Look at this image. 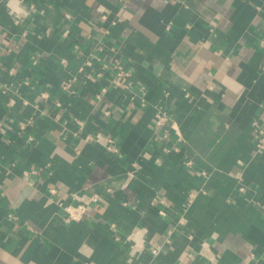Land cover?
I'll list each match as a JSON object with an SVG mask.
<instances>
[{"label":"crops","instance_id":"0c3cea01","mask_svg":"<svg viewBox=\"0 0 264 264\" xmlns=\"http://www.w3.org/2000/svg\"><path fill=\"white\" fill-rule=\"evenodd\" d=\"M255 124L264 0H0V264H264Z\"/></svg>","mask_w":264,"mask_h":264},{"label":"built area","instance_id":"2783aa9c","mask_svg":"<svg viewBox=\"0 0 264 264\" xmlns=\"http://www.w3.org/2000/svg\"><path fill=\"white\" fill-rule=\"evenodd\" d=\"M99 60L97 57L93 56L92 61ZM110 68L112 71L115 72L113 78L111 79L112 83L118 84L120 87L129 89L132 87L131 82L129 81L130 73L128 70H126L119 62L114 61L113 63H109ZM86 65H93L89 61L86 63ZM93 67V66H92ZM99 75V74H98ZM105 88L101 89V92H104ZM144 105V103H142ZM153 126L156 129L157 133V139L154 141H167L169 136V130L172 129L177 134L178 138L181 139L180 131L174 121H172L169 113L165 108L159 107L154 115L153 120ZM255 130L258 133L259 137L257 140V147L263 148L264 147V127H261L260 124H255ZM106 148L109 150H114V143L113 141H110V139L107 140ZM165 151H168L166 148H164ZM188 166L191 165V162H186ZM241 191L244 190L243 187L239 188ZM76 200L78 201L76 204H66L63 205V209L65 211L64 220L67 222L71 221H79L82 219L83 214L86 212L87 208L91 205L96 203L99 200V195L94 192H82L80 194L74 195ZM195 193H190L188 195V203L192 201L194 198ZM262 213L264 215V209L262 210ZM157 250L155 248H151V253L153 255H156Z\"/></svg>","mask_w":264,"mask_h":264}]
</instances>
